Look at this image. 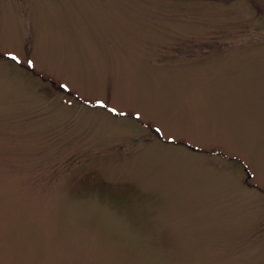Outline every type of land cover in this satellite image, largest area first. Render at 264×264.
<instances>
[{"label":"rangeland","instance_id":"1","mask_svg":"<svg viewBox=\"0 0 264 264\" xmlns=\"http://www.w3.org/2000/svg\"><path fill=\"white\" fill-rule=\"evenodd\" d=\"M0 264H264V0H0Z\"/></svg>","mask_w":264,"mask_h":264},{"label":"snow or ice","instance_id":"2","mask_svg":"<svg viewBox=\"0 0 264 264\" xmlns=\"http://www.w3.org/2000/svg\"><path fill=\"white\" fill-rule=\"evenodd\" d=\"M8 58L11 59L12 61L18 63V64H19V63H22V61H20L19 58H18L17 56H15V55H10V54H9V55H8ZM27 64H28V67H30V68H31V67H34V64H33L32 61H28ZM101 106L103 107L104 105H101ZM109 110H110V111H113V112L115 111L114 109H109ZM157 131H159V129H157ZM170 142H171V141H170Z\"/></svg>","mask_w":264,"mask_h":264}]
</instances>
